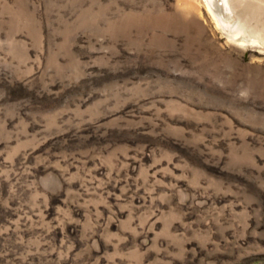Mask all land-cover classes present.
Instances as JSON below:
<instances>
[{
    "label": "rangeland",
    "instance_id": "1",
    "mask_svg": "<svg viewBox=\"0 0 264 264\" xmlns=\"http://www.w3.org/2000/svg\"><path fill=\"white\" fill-rule=\"evenodd\" d=\"M205 1L0 0V264H264V1Z\"/></svg>",
    "mask_w": 264,
    "mask_h": 264
},
{
    "label": "bare ground",
    "instance_id": "2",
    "mask_svg": "<svg viewBox=\"0 0 264 264\" xmlns=\"http://www.w3.org/2000/svg\"><path fill=\"white\" fill-rule=\"evenodd\" d=\"M262 1L264 0H206L205 2L216 23L230 32L229 35L235 37L241 35V32L245 35L246 25L250 23L249 21H253L252 7L257 8ZM249 35L252 34L249 33ZM249 35L246 34V36ZM258 36L261 37V34L258 33Z\"/></svg>",
    "mask_w": 264,
    "mask_h": 264
}]
</instances>
